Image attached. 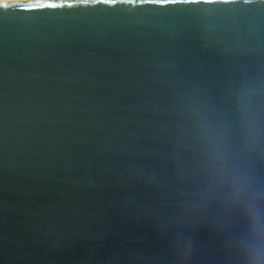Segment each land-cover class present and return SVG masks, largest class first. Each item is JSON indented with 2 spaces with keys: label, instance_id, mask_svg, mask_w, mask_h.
Returning a JSON list of instances; mask_svg holds the SVG:
<instances>
[{
  "label": "water",
  "instance_id": "95a60500",
  "mask_svg": "<svg viewBox=\"0 0 264 264\" xmlns=\"http://www.w3.org/2000/svg\"><path fill=\"white\" fill-rule=\"evenodd\" d=\"M0 3V264H264V0Z\"/></svg>",
  "mask_w": 264,
  "mask_h": 264
},
{
  "label": "clouds",
  "instance_id": "9594fccd",
  "mask_svg": "<svg viewBox=\"0 0 264 264\" xmlns=\"http://www.w3.org/2000/svg\"><path fill=\"white\" fill-rule=\"evenodd\" d=\"M12 0H0V3L8 4L11 3ZM82 3H88V0H81ZM95 2V0H93ZM105 3L114 4L117 0H104ZM150 2L158 3V4H167V3H174L176 0H150ZM210 2V0H209ZM56 7L58 6L57 3L53 2V0H38V3L35 5H30V7Z\"/></svg>",
  "mask_w": 264,
  "mask_h": 264
}]
</instances>
